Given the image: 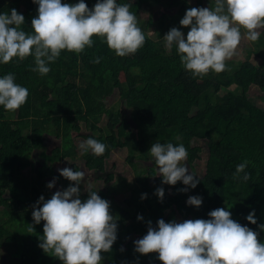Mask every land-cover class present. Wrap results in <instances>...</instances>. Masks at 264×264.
<instances>
[{
	"label": "trees",
	"instance_id": "16d2710c",
	"mask_svg": "<svg viewBox=\"0 0 264 264\" xmlns=\"http://www.w3.org/2000/svg\"><path fill=\"white\" fill-rule=\"evenodd\" d=\"M119 2L130 4L145 34L143 46L134 54L117 56L94 35L93 46L80 53L62 50L50 62L46 75L32 70L31 56L0 64V75L14 73L16 82L29 90L26 102L17 110L0 106V254L13 264H63L39 246L43 220L34 224L33 232H27L28 223L33 222V206L41 195L49 199L57 191L56 184L47 186L56 162L67 161L73 170L96 171L99 176L108 172L105 183L113 181L114 172L107 169L115 160L116 149L127 152L125 162L135 168V181L129 183L119 174L115 186L90 187L105 199L121 186L130 188L127 206L110 203V208H116L117 239L110 251H101L102 264H163L156 252L135 251L133 242L146 234L148 221L155 226L159 218L166 222L208 219V212L218 207L258 231V240L264 241V230L259 228L264 223V102L258 105L251 95L253 88L264 93V51L260 49L264 47V27L254 49L262 65L249 59L238 61L233 55L226 60L224 71L193 77L182 67L175 46L171 52L164 49L163 36L174 26L187 35L190 26L179 23L186 9L204 6V2L210 7L211 0H197L195 5L190 0ZM86 3L91 8L96 0ZM154 6L161 7L156 18L142 16ZM13 7L24 14L22 27L31 32L38 5L33 0H0V11ZM95 57H100L98 63L93 62ZM114 89L119 90L128 113L106 106L104 99ZM46 136L59 140L50 152ZM89 136L105 144L103 154L96 156L79 148L78 139ZM157 139L185 145L187 161L200 176L195 188L182 181L163 183L154 163L146 164L151 159L148 150ZM199 140L204 144H194ZM137 158L142 161L136 162ZM245 159V171L250 173L247 181L232 175ZM197 162L204 164L202 173ZM57 180L60 190L75 183L61 174ZM158 187L165 189L163 199L156 194ZM80 188L81 199H87V189L83 184ZM143 193L146 198H141ZM191 195L203 198L199 207L187 203ZM253 209L255 224L246 219ZM138 214L144 219H137Z\"/></svg>",
	"mask_w": 264,
	"mask_h": 264
},
{
	"label": "clouds",
	"instance_id": "9594fccd",
	"mask_svg": "<svg viewBox=\"0 0 264 264\" xmlns=\"http://www.w3.org/2000/svg\"><path fill=\"white\" fill-rule=\"evenodd\" d=\"M33 2L38 9L31 21V32L22 27L25 16L15 7L0 11V64L31 56L32 70L46 75L50 62L60 57L62 50L80 53L86 46H93L94 35L117 56L134 54L145 42V34L129 3L96 0L90 8L86 0ZM179 23L190 26L187 35L181 28L171 27L163 36L164 49L171 52L175 46L182 67L193 77L220 73L227 67L226 60L235 54L242 35L253 42L260 38L264 0H211L210 7L187 8ZM99 60L100 57H95L93 62ZM28 95V88L16 82L14 73L0 75V106L5 110H17ZM79 148L98 156L105 152L106 146L89 136L79 143ZM148 151L163 183L175 185L182 181L192 188L197 186L200 176L193 170L189 172L183 143L157 139ZM247 165V159L237 164L233 177L247 181L250 175L245 171ZM59 172L75 183L55 191L49 199L39 197L27 232H33L34 224L43 220L39 246L46 253L60 258L63 264H102L101 251H110L117 239V218L110 212V202L91 188H87V199H81L80 184L87 174L85 170L66 166ZM55 183L53 179L47 186L52 188ZM155 191L163 199L165 189L158 187ZM146 197L147 193L141 196ZM202 202L199 195L187 198L189 205L199 207ZM208 217L181 222L159 218L155 226L149 220L146 234L133 242L135 251L156 252L163 264H264V241L258 240V231L233 219L224 207L212 209ZM137 219L144 217L138 214ZM246 219L253 224L257 222L255 209ZM259 228L264 230V223Z\"/></svg>",
	"mask_w": 264,
	"mask_h": 264
},
{
	"label": "rangeland",
	"instance_id": "374dc122",
	"mask_svg": "<svg viewBox=\"0 0 264 264\" xmlns=\"http://www.w3.org/2000/svg\"><path fill=\"white\" fill-rule=\"evenodd\" d=\"M194 5L197 3V0H190ZM208 5L204 2V7H207ZM161 7L160 6H154L151 9V13L149 12V10L147 11H143L142 16L146 17L149 15H153L155 18L158 15L159 9ZM164 10H167L166 8H163ZM262 28L259 29V31H261ZM242 33H243V29H242ZM256 48V42L250 41L247 39L246 36L242 35V39L240 44L237 47V50L234 54V59L238 60V61H242L245 59H249L253 62H255L257 65H262L263 61L261 59L260 56H258L257 54H254V49ZM261 51H264V47L260 48ZM233 57H231L230 59H232ZM229 60V59H227ZM251 95L253 97V100L255 102L258 103V105H262L263 104V100H264V93L258 91L257 89H251ZM104 102L106 104L107 107H112L115 110H121L124 113H128V108L127 105L125 104V101L123 99L120 98V92L118 89H114V91H112L105 99ZM12 116H14V114H11ZM103 119H107L106 117H104ZM78 144L83 141L84 139L80 138L78 139ZM46 144L48 145V151L50 152L53 148H55L58 143L59 140L55 137L52 136H46V140H45ZM194 144H204L203 140H199V141H194ZM208 150L206 148H204V153L207 154ZM127 158V152L125 150L122 149H116L114 151V159L113 161H111L108 164V169L107 171H110L111 173L114 172V180L111 181L110 183L106 184L104 179L106 177V174L108 172L103 173L101 176L100 173L93 171V172H88L86 171L87 175L84 178V181L80 184L82 186H84L85 189L90 188L91 186L96 187V188H103V187H109V186H115L117 185V181H118V176L123 175L127 178V181L129 183H133L135 181V174L133 169L135 170V168H131L130 165L126 164L125 160ZM37 160H40L39 158H37ZM136 162H141L142 160L140 159H136ZM117 162V163H116ZM149 162H153L152 159L148 160L146 162V164H149ZM79 163L84 167L83 161H79ZM154 163V162H153ZM186 163L188 164L189 167V172L192 171L190 164L188 163V161L186 160ZM118 164V165H116ZM203 163H199L197 162V170L198 172L202 173L203 172ZM70 167L69 164L67 163V161L65 162H56L55 163V171H54V175L52 176L51 180L55 179L56 180V185H55V189L56 190H60L59 187V183L57 178L59 177V169L63 168V167ZM135 167H140L138 165H136ZM118 172V173H116ZM155 178H152L151 180H154ZM107 185V186H106ZM131 186V185H130ZM110 188V187H109ZM130 197V188L126 187V186H121L119 188V191L110 193L108 195V201L111 203L112 206H114L115 204H119L122 207L127 206L126 205V201L127 199H129ZM116 208H110V212L113 214L115 212ZM14 262V261H13ZM12 260L10 258H7L5 256L4 253L0 254V264H13Z\"/></svg>",
	"mask_w": 264,
	"mask_h": 264
}]
</instances>
